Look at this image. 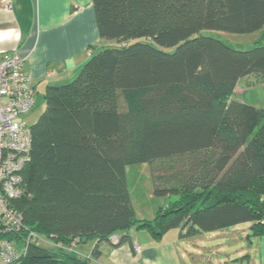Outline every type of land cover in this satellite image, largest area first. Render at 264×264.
Segmentation results:
<instances>
[{"label": "trees", "instance_id": "1", "mask_svg": "<svg viewBox=\"0 0 264 264\" xmlns=\"http://www.w3.org/2000/svg\"><path fill=\"white\" fill-rule=\"evenodd\" d=\"M91 1L100 36L117 44L47 86L12 203L29 228L94 242L92 254L33 244L14 264H95L100 245H122L132 227L160 241L251 221L263 235L264 107L233 94L244 77L264 80V44L240 50L200 32L258 31L264 0ZM140 162L155 195L177 196L153 219L136 217L128 186Z\"/></svg>", "mask_w": 264, "mask_h": 264}, {"label": "crops", "instance_id": "2", "mask_svg": "<svg viewBox=\"0 0 264 264\" xmlns=\"http://www.w3.org/2000/svg\"><path fill=\"white\" fill-rule=\"evenodd\" d=\"M104 40L99 34L91 0H0V55L16 51L23 57L24 67L31 74L37 91L74 78L96 49L105 44ZM243 79V86L239 87ZM254 90L258 94L254 104L264 107V80L258 82L254 76L244 77L235 88V92L241 94ZM233 97L239 99L235 93ZM223 229L192 237H169L167 232L158 241L147 230L132 227L131 239L122 245L102 243L100 255L94 262L190 264L189 254L192 264H197L200 259L205 261L207 243L215 240V233ZM258 238L259 261L264 264V234ZM135 244L140 246L139 250ZM93 245L94 242H89L78 244L76 248L88 255Z\"/></svg>", "mask_w": 264, "mask_h": 264}, {"label": "built area", "instance_id": "3", "mask_svg": "<svg viewBox=\"0 0 264 264\" xmlns=\"http://www.w3.org/2000/svg\"><path fill=\"white\" fill-rule=\"evenodd\" d=\"M25 60L16 51L0 55V264H14L27 254L33 244L78 251L76 245L55 242L29 228L12 199L21 194L22 170L29 159L32 126L23 116L36 103V89ZM264 223V216L262 219ZM12 234L8 238L2 236Z\"/></svg>", "mask_w": 264, "mask_h": 264}, {"label": "rangeland", "instance_id": "4", "mask_svg": "<svg viewBox=\"0 0 264 264\" xmlns=\"http://www.w3.org/2000/svg\"><path fill=\"white\" fill-rule=\"evenodd\" d=\"M200 33L215 36L225 41L230 46L240 50L250 49L257 43L264 44V27L258 31L248 33H237L221 29H205ZM104 42L105 44L102 43L96 51L117 44L115 40H104ZM244 80L245 79L239 83V87L243 86ZM45 89L40 88V90H36V103L32 109L23 116L26 124L30 126L38 120L46 107L44 99ZM234 93L240 100L255 105L254 101H256L255 99L258 96L256 90L244 94H241L240 92L236 93L235 91ZM262 94L264 95V90L262 91ZM126 171L128 186L137 218L153 219L160 207H168L174 200H176V195H155L153 193L151 165L149 162L130 164L127 166ZM261 197L264 198L262 195ZM252 226L253 222L245 221L224 228L221 231H217L215 233L217 238L207 243V248L204 250L206 255L204 257L205 261L200 259V262L197 263L196 261V263L249 264V260H251V264H260L259 238L254 234ZM184 232H186V229ZM179 234L180 228H174L168 231L167 236L170 237ZM135 248L139 250L140 246L135 244ZM195 258H198V256H195ZM188 259L189 263L192 264L193 258H191L189 254Z\"/></svg>", "mask_w": 264, "mask_h": 264}]
</instances>
